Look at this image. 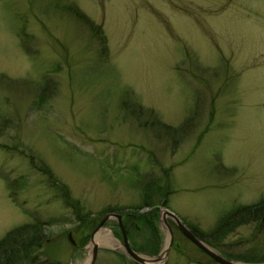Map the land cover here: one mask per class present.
<instances>
[{"label":"rangeland","instance_id":"rangeland-1","mask_svg":"<svg viewBox=\"0 0 264 264\" xmlns=\"http://www.w3.org/2000/svg\"><path fill=\"white\" fill-rule=\"evenodd\" d=\"M134 106L183 132L130 114ZM136 172L166 174L165 207L207 244L222 215L264 199V0H0V239L48 221L41 256L86 264L103 216L141 202ZM63 188L91 214L85 221ZM156 223V237L122 225L132 248H165ZM169 223L159 264H218ZM254 225L242 222L213 249L253 262L247 249L263 241ZM98 230L120 241L114 217ZM101 239L92 264H137Z\"/></svg>","mask_w":264,"mask_h":264},{"label":"trees","instance_id":"trees-1","mask_svg":"<svg viewBox=\"0 0 264 264\" xmlns=\"http://www.w3.org/2000/svg\"><path fill=\"white\" fill-rule=\"evenodd\" d=\"M80 17L82 18L81 14H80ZM100 37L102 38L101 35ZM140 111L142 112V114L149 116L148 119L153 120L151 123H155L157 125L156 127L160 128L163 131L167 129V132L173 135H178L179 133L183 132V129H184L183 123L179 127L177 126L171 127L166 124L163 125V123L157 121L156 119L154 120L153 117H151L152 113H150L149 111H146L145 109L139 108V106H134V109H130L129 113L138 115L140 113H137V112H140ZM29 156H30V164L33 167L42 171L44 175L46 176L47 181L55 182L48 167L41 162H36L32 158L31 154H29ZM136 175L139 176L141 202L137 205H128V206H124L123 208H118V209L115 208V209L117 212L119 211L118 215L120 216L121 223L124 226L125 231L127 232L126 234L130 233L131 229L134 227L135 224H140L141 228L148 227L152 236L156 237L158 233V229H157V223H156L157 217L155 215L157 206H155V204H159L162 206L166 205L167 195L170 192V190L168 189L169 182H168V179L165 178L166 174H164L163 181L161 180V178H148V177L143 176L141 173L138 174L137 172H136ZM22 182L23 180L19 178L18 180L7 182L6 186L9 187L10 185H17ZM64 188L61 189L63 190V192L61 193L63 202L67 203V200H68V203L75 204L76 202H71L69 200L67 191ZM261 200L257 201L256 204H251L246 207L245 206L235 207L231 209L229 212H227L226 214L222 215L223 218L219 219L214 225V227L211 230H209V232H207L206 234L209 240L208 244L211 243L209 245L213 246L217 250L221 249L220 247H217L215 245L217 244V240L223 238L227 232H230L231 230H233L237 225H240L243 219L247 223L246 214L249 215L250 213L255 212L261 205L264 206V199L262 201ZM143 207H146L148 209L153 207L154 213L149 214L148 211H145L144 213H140L138 210L142 209ZM73 208L78 215L79 214L87 215L81 218L82 219L81 222L85 221L91 215L88 213L81 214L80 206L77 203L73 206ZM246 210L248 211L246 212ZM106 211H111V209H108ZM45 224H49V222L37 220L35 222L26 223L21 226H16L5 233V235L0 239V248L4 252L3 253L4 257L6 259L7 258L11 259L9 264L20 263L21 261H24V260L27 261L28 259H32L34 257V251L40 248V241L43 237L42 228ZM190 231L196 237L198 238L200 237L197 234L194 226L190 227ZM31 244L36 245V247L32 248ZM149 246L151 248L149 247L150 249L148 250V252L149 251L155 252V249L157 247L156 241H152ZM139 249L145 250V248H142V247H140ZM12 250L14 252H11ZM220 253H223V252H220ZM226 254H227V257L229 258H233V259L241 260V261L245 260L243 256H239L240 254H235V255H230L228 253ZM256 257H250V259L257 261Z\"/></svg>","mask_w":264,"mask_h":264},{"label":"water","instance_id":"water-1","mask_svg":"<svg viewBox=\"0 0 264 264\" xmlns=\"http://www.w3.org/2000/svg\"><path fill=\"white\" fill-rule=\"evenodd\" d=\"M157 211H158L157 215H158L159 221L162 223L163 227L166 229V232L168 234V239H167V244H166L165 248L162 251H160L159 253H157L156 255H149L146 253L138 252V251L134 250V248L131 247V245L129 244L128 239L126 237V234L124 232V229L122 227V224L120 222V217L116 213H108V214L103 216V218L98 222V224L94 228V230L90 233L89 242L92 241V235L94 234V232L96 230H98L107 219L114 217L116 219L117 225H118L119 230H120V241H119V243H120L121 247L123 248V251L125 252V254L130 259H132L133 261H135L138 264H145L144 259L142 258L141 255H145L148 258H151L150 260L153 263H149V264H157L158 260H160L161 255H162V258H165L166 254L170 248V245L172 243V230H171V226L168 222V220H169L175 225V227L194 246H196L204 254H206L208 257H210L213 261H215L218 264H264V263H244L241 261H237V260L228 258V257L218 253L216 250H214L213 248L208 246L206 243H204L202 240H200L198 237H196L192 232H190V230L184 224H182V222L179 220V218L174 213H172L169 209H167L165 207H159L157 209ZM149 214H153V209H149ZM70 241L73 242L72 240H70ZM96 249H97V245L92 244V246H91V257H90L87 264L93 263L95 256H96ZM154 262H156V263H154Z\"/></svg>","mask_w":264,"mask_h":264},{"label":"flooded vegetation","instance_id":"flooded-vegetation-1","mask_svg":"<svg viewBox=\"0 0 264 264\" xmlns=\"http://www.w3.org/2000/svg\"><path fill=\"white\" fill-rule=\"evenodd\" d=\"M248 210H246L247 212ZM246 220L247 223H253L255 222L256 225H254V231L252 232L251 235H255L257 233L258 234H262L263 236V241L260 240H256L258 241V244H253L252 247H250L247 250H250L251 252H247L248 255H250V257H259V260L257 261H253L250 263H264V206L261 205L255 212L250 213L249 215L246 214ZM242 222H246L244 219L241 221ZM240 223V225H241ZM40 249V248H39ZM39 249H37L36 251H34V257L32 259H28L27 261H21L20 263H13V264H61L59 262H57L56 260H53L51 257H44L41 256V253L39 251ZM252 254V256H251ZM162 260V259H160ZM157 262V264H159V261ZM10 259H5L2 260L0 262V264H9ZM149 263H153L152 261L149 262H145V264H149ZM156 263V262H154Z\"/></svg>","mask_w":264,"mask_h":264},{"label":"bare ground","instance_id":"bare-ground-1","mask_svg":"<svg viewBox=\"0 0 264 264\" xmlns=\"http://www.w3.org/2000/svg\"><path fill=\"white\" fill-rule=\"evenodd\" d=\"M100 237H102V238H104V239H101L100 240V242H103V243H106V244H108V242H107V240H112L113 241V238L110 236V234H108V233H104V232H102V230H98L94 235H93V237H92V241L91 242H89V247H91L92 246V244H95L96 243V241L98 240V239H100ZM167 238V237H166ZM109 241V242H110ZM114 242V241H113ZM115 243V242H114ZM116 245H118L119 244V242L117 241L116 243H115ZM109 245H110V243H109ZM120 245V244H119ZM142 256V258L144 259V262H149V261H151L150 259L151 258H148L147 256H145V255H141ZM160 259H162V255H161V257H160ZM87 261H88V259H87ZM86 264H87V262H85Z\"/></svg>","mask_w":264,"mask_h":264}]
</instances>
